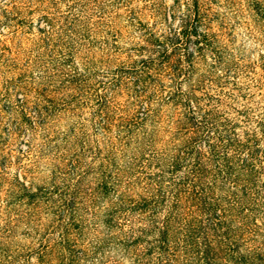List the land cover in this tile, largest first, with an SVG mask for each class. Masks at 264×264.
Listing matches in <instances>:
<instances>
[{
	"label": "trees",
	"instance_id": "16d2710c",
	"mask_svg": "<svg viewBox=\"0 0 264 264\" xmlns=\"http://www.w3.org/2000/svg\"><path fill=\"white\" fill-rule=\"evenodd\" d=\"M10 96L0 264H264V0H0Z\"/></svg>",
	"mask_w": 264,
	"mask_h": 264
},
{
	"label": "rangeland",
	"instance_id": "374dc122",
	"mask_svg": "<svg viewBox=\"0 0 264 264\" xmlns=\"http://www.w3.org/2000/svg\"><path fill=\"white\" fill-rule=\"evenodd\" d=\"M167 4L171 2V0H165ZM139 7H147V6H139ZM34 27V26H33ZM34 31L35 28H32ZM17 95H21L19 92ZM13 97L10 96V104L9 107L5 106V111H2L1 123H0V133L2 138L4 139L3 145L4 148L11 147L15 149L17 145H24L23 139H21L20 134L17 132H13L14 126L16 122L19 120V112L17 111V107L14 104ZM6 104V103H5ZM13 138H15L13 140Z\"/></svg>",
	"mask_w": 264,
	"mask_h": 264
}]
</instances>
